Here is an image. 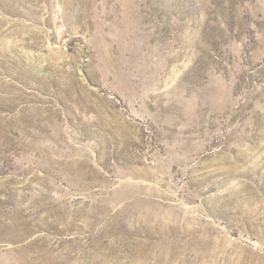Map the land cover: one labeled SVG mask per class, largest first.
<instances>
[{
  "label": "rangeland",
  "instance_id": "374dc122",
  "mask_svg": "<svg viewBox=\"0 0 264 264\" xmlns=\"http://www.w3.org/2000/svg\"><path fill=\"white\" fill-rule=\"evenodd\" d=\"M0 264H264V0H0Z\"/></svg>",
  "mask_w": 264,
  "mask_h": 264
}]
</instances>
